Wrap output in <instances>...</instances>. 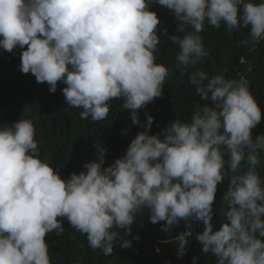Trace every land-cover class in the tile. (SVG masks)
<instances>
[{"label":"clouds","instance_id":"clouds-1","mask_svg":"<svg viewBox=\"0 0 264 264\" xmlns=\"http://www.w3.org/2000/svg\"><path fill=\"white\" fill-rule=\"evenodd\" d=\"M153 3L185 33L170 37L181 75L209 55L200 35L206 23L229 33L247 29L241 45L264 41V0H0V48L23 50L22 73L46 82L50 93L63 83L65 102L82 109L81 119L104 120L109 102L122 99L132 125L144 129L107 167L108 149L97 141V160L64 179L40 158L31 120L0 128V264H51L46 237L63 234L64 220L110 256L117 241L131 247L119 230L131 234L146 209L151 223L165 222L163 232L183 222L184 231L163 241L178 246V257L187 254L193 222H202L195 239L216 264H264V178L257 170L264 134L253 135L264 109L245 79L196 69L189 82L208 103L151 134L154 117L146 112L142 123L139 110L163 95L169 75L156 62L161 21ZM226 178L217 228L214 205Z\"/></svg>","mask_w":264,"mask_h":264},{"label":"trees","instance_id":"trees-1","mask_svg":"<svg viewBox=\"0 0 264 264\" xmlns=\"http://www.w3.org/2000/svg\"><path fill=\"white\" fill-rule=\"evenodd\" d=\"M150 10L156 12L161 21L158 25L161 42L155 53L156 62L169 71L163 95L139 110L142 123L146 121V112L154 117L151 134L161 132L175 119L188 121L196 105L208 103L200 99L189 82V76L196 69L206 72L209 77L224 73L227 79H245L252 95L264 109V41L255 46L251 43L241 45V41L250 39L247 29L229 33L223 24L217 29L206 23L200 35L209 55L181 75V67L176 61L179 48L170 37L185 33H177V22L167 8L153 3ZM22 51L19 47L13 52L0 48V128L22 118L31 120L36 130L40 158L58 170L62 178H69L73 172L79 174L85 170L83 165L86 162L97 160L94 148L97 141L108 149L104 165L107 167L121 157L131 140L144 130L132 125L130 112L122 107V99L109 102L110 111L104 120L81 119L82 109L70 107L65 102L63 83L58 84L55 93H50L46 82L37 83L31 73L24 74L19 70ZM125 129H128L126 133ZM260 134H264V120L253 130L254 137ZM257 170L264 178V152L260 153ZM227 184L226 178L218 186L214 205L217 215L213 221L217 228L221 221L218 214L221 198ZM164 223H151L147 209L144 214L137 213L131 234L119 230L122 239L132 241L131 247L121 248L117 241L113 253L106 256L102 250L90 248L86 234L78 232L64 220L63 234L50 233L46 237L51 264H193L194 257L198 259L197 264H216V257L203 253L195 239L196 234L203 230L202 222H193V235L183 257H178V246L174 242H163L184 231L183 222L171 234L162 231ZM137 236L139 239H134Z\"/></svg>","mask_w":264,"mask_h":264}]
</instances>
